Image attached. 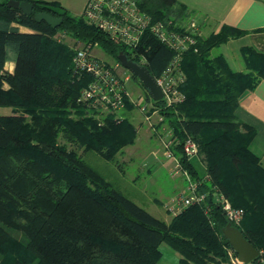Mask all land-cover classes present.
<instances>
[{
	"label": "trees",
	"instance_id": "trees-1",
	"mask_svg": "<svg viewBox=\"0 0 264 264\" xmlns=\"http://www.w3.org/2000/svg\"><path fill=\"white\" fill-rule=\"evenodd\" d=\"M17 1L32 4L31 15L0 0V20L6 24L0 28V107L23 111L0 115V264H159L162 243L181 255L180 264H209L210 255L225 258V248H231L222 234L230 222L212 201V186L244 211L241 223L232 225L264 252V169L250 149L253 127L236 117L241 94L264 80V54L241 48L243 72L231 70L222 56L211 55L214 48L245 32L223 26L218 33L201 37L184 26L188 14L176 0H135L152 23L191 34L194 41L182 52L179 64L184 81L178 89L184 101L172 108L178 116L166 114V123L178 139L177 154L186 135L197 142L211 182L199 189L207 194L204 203L186 207L166 223L56 143L61 134L85 151L114 161L119 151L134 143L136 129L126 119H108L100 126L83 116L85 105L78 98L89 77L77 76L72 64L75 51L54 36L59 31L86 46H97L114 61L125 54L143 62L155 79L165 72L174 51L149 30L137 48L129 50L57 1ZM39 12L61 18V25L51 28L36 22L34 14ZM11 23L33 32H18L7 27ZM8 43L17 46L15 68L12 75H2ZM3 81L8 90H3ZM72 111L77 117H71ZM25 113L30 126L23 135ZM181 162L192 178H201L203 169L195 161L181 156Z\"/></svg>",
	"mask_w": 264,
	"mask_h": 264
},
{
	"label": "built area",
	"instance_id": "built-area-1",
	"mask_svg": "<svg viewBox=\"0 0 264 264\" xmlns=\"http://www.w3.org/2000/svg\"><path fill=\"white\" fill-rule=\"evenodd\" d=\"M82 16L86 23L99 28L110 39L123 44L129 50L137 48L146 30L166 44L174 51V56L162 76L156 79L163 94L159 102L165 106H175L184 101V96L178 89L184 81V74L179 64L182 52L194 43L191 34L168 30L162 22L152 23L151 18L139 10L135 0H87ZM187 29L191 33L196 32L192 24ZM88 48L89 46L76 50L72 58L73 69L77 76L89 77L86 86L80 91L79 103L90 109L108 112H118L127 104H133L127 89V83L133 79L131 72L119 61L92 57L88 53ZM138 64L144 65L143 62ZM165 136L167 137L161 140L162 155L166 160L173 162L172 175L180 173L187 182L186 189L172 196L166 204L170 215L175 216L188 206L201 205L205 202L207 194L199 189L204 182H211V176L201 162L197 142L190 135H186L183 139L179 154L175 149L178 139L173 136L172 131L170 130ZM181 156L187 161H195L202 167L203 175L199 180L192 178L189 170L183 166ZM212 190V201L221 207L230 223L239 225L244 211L234 208L216 186H212ZM228 255L232 264H243L238 261L233 250H228ZM255 262L264 264L263 251H259L258 257L249 264Z\"/></svg>",
	"mask_w": 264,
	"mask_h": 264
},
{
	"label": "rangeland",
	"instance_id": "rangeland-1",
	"mask_svg": "<svg viewBox=\"0 0 264 264\" xmlns=\"http://www.w3.org/2000/svg\"><path fill=\"white\" fill-rule=\"evenodd\" d=\"M64 1L73 2L72 11L74 13L81 12V0ZM54 39L58 43L66 45L72 52L87 47L85 44L59 31L55 34ZM219 52L220 50L214 49L211 55L215 56ZM88 53L94 58L111 60L97 46L89 47ZM127 89L133 104H127L123 110L118 112L100 111L98 109L83 107V116L91 118L100 126L105 124V121L108 119L117 122H121L124 119L130 121L136 129V137L132 145H127L124 148L128 149L134 145L139 151L137 149L134 151L136 153L129 152L127 155L122 150L115 155L114 161H107L95 152L85 151L77 143L66 141L61 134L56 138V143L59 146L65 147L68 152L75 153L79 159L86 161L105 177L115 189L142 207L149 214L160 220H167L169 222L173 216L167 210L166 204H168L172 196L183 192L187 186V182L180 173L172 175L173 170L171 168L173 162L163 157L161 148V140L166 138L167 136L165 135L170 133L171 130L170 126L166 123L168 118L166 114L174 112L175 116H178L177 112L175 113L174 109L172 110L176 105L165 106L159 101H153L141 83L135 78L127 83ZM11 109L12 112L23 113L22 109ZM1 113L9 112L2 111ZM71 113V117H77L73 114V111ZM25 116L27 124L23 129V135L29 132L30 126V116L26 113ZM144 155H146V161L142 159ZM201 162L206 167L203 156H201ZM198 167L201 171L202 167L200 165ZM10 233L15 239H21L19 233L15 231H11ZM160 249L163 254L161 264H164L166 260L169 261V264H178L174 259L175 255L172 256V254H175L174 251L166 243H163ZM228 250L232 249L225 248L227 254L225 258L210 255L209 264H232ZM253 264H257V262Z\"/></svg>",
	"mask_w": 264,
	"mask_h": 264
},
{
	"label": "crops",
	"instance_id": "crops-1",
	"mask_svg": "<svg viewBox=\"0 0 264 264\" xmlns=\"http://www.w3.org/2000/svg\"><path fill=\"white\" fill-rule=\"evenodd\" d=\"M45 1H57L76 16L83 13V9L87 2V0H81V12L74 13L72 11L73 2L70 3L69 1L64 0ZM176 1L179 5L186 9L188 14V18L183 23L184 26L189 27L192 24L195 31L201 37H208L211 34L218 33L223 26H229L245 32L243 36L237 39H231L226 43L214 48L220 50V52L215 56H222L228 63L231 70L236 72L245 71V62L241 54V48L243 47H251L256 52L264 54V0ZM5 27L6 24L0 20V28ZM7 27L14 28L21 33L33 32L29 28L16 23H11ZM16 57V44L8 43L6 45V60L1 71L2 75L13 74ZM2 88L3 90H8L9 84L6 81H3ZM2 111H7L9 113L3 114L1 113ZM12 113L13 112L10 107H0V115H10ZM236 117L239 122L253 127L255 131V137L250 145V148L259 157L260 164L264 169V80L258 82V84L253 89L246 90L241 94L238 99ZM137 149L138 148L133 145L128 149L124 148L123 151L128 155L129 152H134ZM142 159L143 161H146V155H144ZM162 221L166 223L170 222L167 220ZM170 249L172 248L170 247ZM173 251L175 254H172V256L175 255L174 259L178 264H180L181 255L175 250ZM162 258L163 254L161 251L159 264H161ZM164 264H169V261H164Z\"/></svg>",
	"mask_w": 264,
	"mask_h": 264
},
{
	"label": "water",
	"instance_id": "water-1",
	"mask_svg": "<svg viewBox=\"0 0 264 264\" xmlns=\"http://www.w3.org/2000/svg\"><path fill=\"white\" fill-rule=\"evenodd\" d=\"M7 6L20 9L21 12L25 15H31L33 9V5L29 2H20L17 0H8ZM34 20L36 22L43 21L51 28L59 27L62 22L61 18L54 17L46 12L35 13ZM118 61L124 68L128 69L135 78H137V80L141 83L142 87L147 91L153 101L158 102L162 100L163 94L161 88L159 87L156 79L151 75L147 67L129 60L125 54L119 55ZM222 234L224 238L228 240V243L231 249L235 252L239 262L243 264H249L258 257V249H256L243 236L242 232L232 225V223H228L225 226V228L222 230Z\"/></svg>",
	"mask_w": 264,
	"mask_h": 264
}]
</instances>
